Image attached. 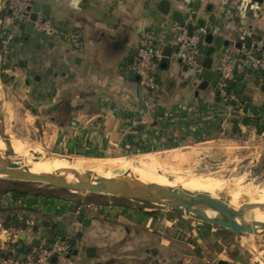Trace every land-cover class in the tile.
Returning <instances> with one entry per match:
<instances>
[{"label":"crops","instance_id":"obj_1","mask_svg":"<svg viewBox=\"0 0 264 264\" xmlns=\"http://www.w3.org/2000/svg\"><path fill=\"white\" fill-rule=\"evenodd\" d=\"M32 1L40 4L37 16L50 22V33L34 22L14 24L0 0V37L13 36L7 65L0 56V140L9 146L14 136L5 129L8 122L43 148L66 155L102 157L228 142L264 154V75L246 69L245 62L249 54L257 59L264 46V0H183L186 6L167 0V12L162 0ZM42 4H48V15ZM172 10L203 20L193 33L212 34V41L200 46L197 74H181L184 66L175 55L180 21ZM72 32L78 47L68 39ZM145 33L162 52H170L163 54L164 68H153L156 92L143 91L128 70ZM217 37L220 45L207 55L202 48ZM248 39L258 49L244 48ZM259 60L257 69L264 67ZM221 61L243 75L242 91L233 89L236 106L218 95L213 74ZM203 70L212 73L210 80ZM23 191L0 194V223L3 217L7 223L19 220L20 226L25 220L34 225L49 220L53 233L61 225L66 233L56 234L72 238L81 232L73 254L77 264H249L229 244L235 233L176 211Z\"/></svg>","mask_w":264,"mask_h":264},{"label":"rangeland","instance_id":"obj_2","mask_svg":"<svg viewBox=\"0 0 264 264\" xmlns=\"http://www.w3.org/2000/svg\"><path fill=\"white\" fill-rule=\"evenodd\" d=\"M15 127L16 126L12 127V125L9 122L5 127L8 134L16 137V138L11 137L10 142L12 147L15 148L17 147L18 144H24V147L25 148L28 147L27 150L32 151L33 153L37 149H41L42 151L40 152L41 155L43 156H41L39 153L36 152H35L36 154L34 153L33 155H31L36 158L35 159L36 161L34 160L35 162L38 161L41 162L43 159H38L41 157L44 159L55 160L57 158L72 159L73 156H76L71 154L66 155L57 152H52L47 148H43L41 144H39L38 142L39 140L37 138H34L33 136H28L27 134H22L18 132ZM17 138H20L23 142ZM216 146L217 147L211 148V147H207L206 144H201L197 146L178 147L171 150L140 152V153H124V154L119 153L112 156H102V157L112 158L115 160L118 159L117 161L124 162V160L134 161L140 155L150 161H156L157 163L159 161L162 170L164 169L163 170L164 172L168 171L167 173H172L174 176L172 174L170 175H172L173 177L176 176L180 178L181 177L198 178V176L199 177L204 176V177H208L209 179L211 178V181L216 182V184H214L216 192H223L227 194L229 192L253 193L252 191H254L253 194L257 196V200L260 202L262 207H264V202L261 201L264 200V154L261 153L259 155V152L255 151L253 147H248V148L238 147L233 142H228L223 145H216ZM9 147H10L9 150H10L11 158L14 160L15 159L19 160L20 154L17 153L16 150L11 148V146ZM28 151L24 153L29 154ZM89 157H98V156L89 155ZM131 164L132 167H137L134 162ZM157 173L163 174L160 171H158ZM118 175L116 176V178H118L119 180L120 176L118 177ZM166 175L168 176V174ZM97 178L109 179L111 177L108 178L104 176L102 178L100 176V178L99 177ZM148 183L150 185L151 183L155 184V182L150 183V181H148ZM13 186H16L20 189L27 191H41L59 197L63 195H67L66 198H70V199L98 198L102 202L110 201L111 203L117 206H128L134 209L149 208L148 209L149 211L161 210V209L176 211L182 215L191 216L192 218H196L198 220L208 222L206 220L201 219L200 217H197L193 214L186 212L183 209H178L172 205L160 201L146 200L142 198H133L129 196L119 197L109 193H100V192L83 191V190L65 191L56 186L50 185L49 183L44 181L13 180L5 176H0V189L1 188L9 189ZM201 195H203L202 192ZM259 202H255V203L259 204ZM5 221L7 223L8 220L3 217V222ZM7 224L13 225L12 222ZM214 225H218V224H214ZM224 228L228 229V227H224ZM55 231L61 234L66 233L62 225L59 228L56 227ZM227 239L229 241V244L234 246L239 257H242V259H244L245 262H249V264H264V226H258L251 232L244 231V232L235 233V235H229ZM96 260H100V254L97 255Z\"/></svg>","mask_w":264,"mask_h":264},{"label":"built area","instance_id":"obj_3","mask_svg":"<svg viewBox=\"0 0 264 264\" xmlns=\"http://www.w3.org/2000/svg\"><path fill=\"white\" fill-rule=\"evenodd\" d=\"M14 24H24L34 22L35 25L44 32L50 33L53 29L50 22L42 16H37L34 20L30 18L33 1L32 0H3ZM178 30L176 38L175 55L182 66L183 77L196 72L199 67L197 61L201 53L199 41L200 35L192 33L189 35L187 30L177 25ZM12 34H5L0 37V56L3 66L7 65V53L12 40ZM68 39L74 47H78L80 42L75 32L68 34ZM161 47L154 42V36L145 33L139 39L136 54L132 62L128 64L130 73L138 78L141 89L146 92H156L158 89L153 73V68L163 59ZM252 60V66L257 68L262 65L259 59L249 54L248 60ZM248 60H245L247 62ZM218 72V95L224 102L235 99L236 94L230 84L235 79V70L232 63L221 61L215 66ZM197 74V72H196ZM33 220H25L24 227L5 226L0 223V264H77L73 258L72 246L69 237L53 233L48 239L41 231L40 227L33 229ZM24 231L23 239L20 238L21 231ZM22 242L21 250L17 244ZM37 242V244H35ZM19 254H23L22 258Z\"/></svg>","mask_w":264,"mask_h":264},{"label":"bare ground","instance_id":"obj_4","mask_svg":"<svg viewBox=\"0 0 264 264\" xmlns=\"http://www.w3.org/2000/svg\"><path fill=\"white\" fill-rule=\"evenodd\" d=\"M17 142V141H16ZM12 147V145H10ZM27 147V146H26ZM19 153V160H14L10 155V147L5 140H0V166L2 164H12L17 165L19 168L24 169L25 172L33 174H47L51 172L59 173L67 182H76L78 179L88 181L99 180L97 177L103 178L111 177L109 179L118 180L116 176L123 180H133L131 193L140 194L148 199L155 201H160L163 203H168V199L163 196L157 185L163 187H171L175 191H187L193 197H197L203 194H210L214 198L222 199L227 202V204L232 209H237L240 207L250 208L247 213H253L254 217L246 219L245 217H238L235 220L229 219L225 214H218L214 209L210 207H191L186 211L200 218H206L210 220H223L229 222L232 226H245L251 223V220L261 219L264 220V207L257 200L254 191L251 192H229L227 194L223 192H216L214 184L216 182L211 181L208 177L198 178H185V177H173L172 173H166L162 170V167L158 161H150L140 156L136 160H124V162H119L112 158L104 157H89V156H73L71 159H61L57 158L55 160L43 159L41 162H35L36 158L31 156L35 152L41 155V150H36L34 153L28 151L24 147V144H18L17 147H12ZM29 152L26 154L24 152ZM32 153V154H30ZM35 153V154H36ZM39 155V156H40ZM43 156V155H41ZM18 157V156H17ZM16 157V158H17ZM157 157V156H156ZM25 158V159H23ZM135 158V157H134ZM35 160V161H34ZM135 163L138 167H132L131 163ZM120 170V171H118ZM160 171L163 174H158ZM168 174V176L166 175ZM172 174V175H170ZM170 175V176H169ZM195 175V174H194ZM0 176H3L0 173ZM97 176V177H96ZM208 176V175H207ZM193 177V176H192ZM212 177V176H211ZM119 179V180H120ZM136 179V180H135ZM148 181L155 182L156 187L152 188V185ZM154 184V183H153ZM253 190V189H251ZM128 191H117L116 196H123L130 193ZM262 194V193H261ZM264 202V200H261ZM255 202H259L255 203Z\"/></svg>","mask_w":264,"mask_h":264},{"label":"water","instance_id":"obj_5","mask_svg":"<svg viewBox=\"0 0 264 264\" xmlns=\"http://www.w3.org/2000/svg\"><path fill=\"white\" fill-rule=\"evenodd\" d=\"M182 1L183 6H186L187 2L183 0ZM164 4V9H161L163 12H167L170 7V2L167 0H162L161 2ZM40 4L36 3L32 6V12L30 15V18L34 20L37 16V10L39 9ZM48 7V4H42V13L44 15H48L49 11L46 10ZM173 16L176 18L179 22L180 26H185L187 33L191 35L194 32L195 26L203 25L204 22L202 19H199L196 17L194 13L186 12L184 14H181L179 10H172ZM2 13H0L1 17ZM208 28L206 29V31ZM200 35V41L199 45L201 46L203 41L205 43H210L212 41V34H204V32L201 29H198L195 31ZM220 45L219 37L216 38L214 41V45H211L207 47L206 49L202 48L203 52H205L207 55H212L214 53L215 46ZM246 49H258L257 45H251V40H247L246 44L243 45ZM241 44H238L236 48H241ZM262 51H264V46H261L260 51L256 54L257 59H261L264 62V56H262ZM164 56H169L170 52H163ZM201 55L198 56L197 61L201 62ZM242 58L246 57V54L241 55ZM167 65V60L163 59L159 62V66L164 68ZM184 69L186 67L184 66ZM246 69L252 70V60L249 59L246 63ZM255 72L257 74L264 75V67L256 68ZM208 75V77H206ZM212 76V73L208 70H203L202 77L210 80ZM236 82H232L230 84V87L233 88L236 92L240 93L242 91V88L245 84V82L242 80L243 75L242 73L237 72L236 75ZM136 79H138L136 77ZM218 79V73L215 72L213 74V80L217 81ZM26 169V167L24 168ZM24 169L19 168L17 165L12 164H2L0 166V173L13 180H38V181H44L49 183L50 185L56 186L62 190L68 191V190H83V191H92V192H100V193H109L115 195V193L119 190L121 191H128L130 192L132 189V185L134 183L133 180H112V179H99L96 181H91L90 183L85 180L78 179L76 182H67L59 173L51 172L47 174H33V173H27ZM120 171V170H118ZM152 188H155L156 184L151 183ZM155 185V186H154ZM157 188L160 190V192L168 199L169 205H172L178 209L187 210L191 207H210L214 209L218 214H225L229 219L235 220L238 217H245L246 219L254 217L253 213H247V210L250 208L247 207H240L237 209H232L225 200L218 199L212 197L210 194H203L198 195L197 197H193L190 193L187 191H175L171 187H163L160 185H157ZM123 196H129L133 198H142L146 200H152L148 199L140 194L135 193H128ZM122 196V197H123ZM64 198L67 197V195H63ZM121 197V196H119ZM187 212V211H186ZM203 220H206L212 224H218L221 227H228L229 231L232 233H238V232H251L258 226H264V220L261 219H253L251 220V223L245 226H232L227 221L223 220H210L206 218H201ZM24 227V221L21 224V228ZM38 227H41L42 233L49 239L52 237L53 234V227L50 224L49 220H41L39 224H35L33 226V229L36 230ZM81 236V232H78L75 237H72L69 239L70 245L74 248L76 246V239ZM24 237V231H21L20 238L23 239ZM37 244V242H35ZM22 247V242H19L17 244V248L20 249ZM77 253V248L73 249V254ZM86 254L88 257L93 256L94 254V248L89 246L86 249ZM4 253L0 252V256H3ZM23 254H19V257L22 258Z\"/></svg>","mask_w":264,"mask_h":264},{"label":"trees","instance_id":"obj_6","mask_svg":"<svg viewBox=\"0 0 264 264\" xmlns=\"http://www.w3.org/2000/svg\"><path fill=\"white\" fill-rule=\"evenodd\" d=\"M236 95H237V93H236ZM228 103H230V104H232L233 106H236L237 105V102L235 101V100H231L230 102H228ZM12 182V181H11ZM13 183V182H12ZM7 190H11L13 193H17L18 195H23V194H25L26 192L25 191H23V190H18V189H16V188H1L0 189V194L1 193H4L5 191H7ZM13 226L14 227H16V228H18L19 226H20V221L19 220H17V219H15L14 221H13ZM3 225H6L7 226V224L6 223H3ZM54 233H57V231H55ZM20 250H21V248H20Z\"/></svg>","mask_w":264,"mask_h":264}]
</instances>
